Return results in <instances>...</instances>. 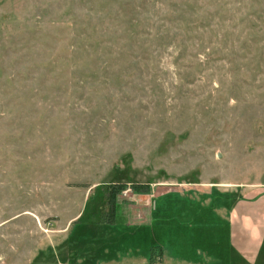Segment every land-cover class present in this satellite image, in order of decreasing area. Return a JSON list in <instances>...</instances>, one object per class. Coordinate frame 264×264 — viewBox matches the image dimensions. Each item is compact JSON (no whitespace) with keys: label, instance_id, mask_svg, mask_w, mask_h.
Here are the masks:
<instances>
[{"label":"rangeland","instance_id":"1","mask_svg":"<svg viewBox=\"0 0 264 264\" xmlns=\"http://www.w3.org/2000/svg\"><path fill=\"white\" fill-rule=\"evenodd\" d=\"M0 264H264V0H0Z\"/></svg>","mask_w":264,"mask_h":264},{"label":"trees","instance_id":"2","mask_svg":"<svg viewBox=\"0 0 264 264\" xmlns=\"http://www.w3.org/2000/svg\"><path fill=\"white\" fill-rule=\"evenodd\" d=\"M123 187H124V185L123 186L121 185V186H119V188L113 189V192L109 194L112 197V200H114L113 199L114 195H116L119 191H121L123 189ZM132 187H135V186H132ZM113 206L115 207L114 201H113V204L111 203V208H113Z\"/></svg>","mask_w":264,"mask_h":264}]
</instances>
